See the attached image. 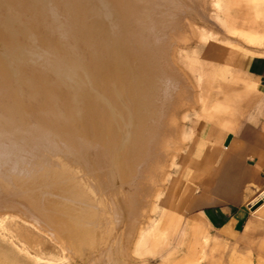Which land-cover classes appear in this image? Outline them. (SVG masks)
<instances>
[{
    "label": "bare ground",
    "instance_id": "bare-ground-1",
    "mask_svg": "<svg viewBox=\"0 0 264 264\" xmlns=\"http://www.w3.org/2000/svg\"><path fill=\"white\" fill-rule=\"evenodd\" d=\"M249 1L251 16L264 22V0ZM144 2L0 0V31L8 37L0 39L2 110H7L10 98L13 107L22 108L24 91L29 98L38 89L55 99L50 108L55 112L76 116L98 112L101 116L104 110L100 113L99 106L107 107L109 126L100 125L101 132L94 126V136L87 129L58 133L47 121L26 122L12 133L0 131V216L19 211L84 263L93 253L104 258L101 264H135L130 247L137 245L135 237L141 235L140 222L150 195L163 183L181 144L173 124L176 108L196 102L193 86L168 59L166 16L156 20L153 12L145 10L151 5L144 6ZM40 27L55 36L45 41L49 44L45 57L36 49L42 40ZM19 31L16 34L25 36L24 40L10 37ZM240 35L249 42L262 38L254 32ZM79 43L85 49L82 69L91 88L73 87L79 84L76 78L70 86L75 94L70 97L61 93L64 88L53 70L60 78L72 80L77 66L71 62ZM47 55L68 59L53 68L50 63L44 67ZM23 61L30 62V71ZM97 93L105 100H95ZM231 99L211 90L202 93L197 150L188 154L175 181L168 200L169 219L177 214L179 198L194 176L210 169L205 150L215 143L207 139L206 127L208 122L216 126L230 123ZM14 135L25 141H6ZM102 135L106 143L101 142Z\"/></svg>",
    "mask_w": 264,
    "mask_h": 264
},
{
    "label": "rangeland",
    "instance_id": "rangeland-1",
    "mask_svg": "<svg viewBox=\"0 0 264 264\" xmlns=\"http://www.w3.org/2000/svg\"><path fill=\"white\" fill-rule=\"evenodd\" d=\"M136 1L142 3V0ZM143 1H145L143 3L144 6L151 5L150 7L147 6L145 10L153 12L156 20L160 21L162 17L166 16V24L168 25L167 28L165 27L166 33H179L176 36L175 34L166 35L167 41L169 40L167 46L170 48L167 55H169L168 59L183 73L182 78H187L191 86H193L196 102L194 104L183 103V105L177 106L176 113L174 111L175 137L181 141V144L177 147L176 155L163 178V183L156 187L158 190L155 188L150 195L147 209L140 222L142 226L141 235L139 236L137 233L135 237L137 245L133 244L130 247V256L135 264H231L230 255L232 251L224 248L211 237L207 241V236L202 235V231L199 230L200 227L193 222V220H196L198 213L195 209L189 208V203L193 197H197L196 195L200 193L196 185L193 186L191 191L186 188L182 192L177 204V214L174 217L169 219L167 210L169 206L168 200L173 194L175 181L179 177L182 167L187 163L188 154L195 153L197 150V130H194L193 126L196 123L197 125L199 124V105L203 93L202 89L213 77L214 73L220 70V66L216 67L214 64L215 60L212 55L221 54L222 47H225L224 45L236 40L234 37L228 36V33L230 34L233 30L230 29L231 31L227 35L225 34L224 31L227 28L221 15L222 13L232 14L233 17L228 20L230 21L237 17L233 13L239 10L245 13L248 6L246 2L241 0ZM53 2L56 3V1ZM56 13L59 16L63 15L60 10H56ZM40 28L42 40H39V45L36 49L40 50V53H44L43 57H45L44 48L49 45H46L45 41L48 43L55 36L43 27ZM169 30H173V33ZM16 33L19 34L20 31L14 32L13 34L16 36L10 35V37L18 36L19 41L25 39V36L17 35ZM44 37L49 40L43 39ZM169 37L171 39L176 37V39L170 40ZM7 38L0 31V39L4 41ZM67 39H71L70 42L72 44H77L76 39L72 37ZM7 41L9 42L10 40ZM75 51L78 54L74 56L76 59L71 63L77 67L73 71L72 80L69 78L65 79V77L60 78L62 75L53 70L54 75L59 76V84L64 88L61 93H66L70 97L75 94H72L74 90L70 86L76 83V78H79V84H75L77 86L73 87H84L86 90L91 88V84L82 69L85 65V49L79 43V47ZM47 57L43 60L45 63L44 67H47L48 63H50L52 68L59 64L58 62H62V59H68V57L64 58L61 55L59 57L47 55ZM24 63L23 65L30 71V62L26 61ZM48 72L50 73V71ZM67 87H70V89ZM65 89L69 91L67 92ZM20 94L22 95L21 91ZM24 94L26 95V91H24ZM25 95L22 96V98H25L22 108L13 107L11 98L6 105V111L0 107V131L12 133L16 129H22L26 122L47 121L58 133H62L65 129V131L69 130L71 132L72 129L84 131L87 129L91 136H94V126L99 132L102 131V129H99L100 125L109 126L105 120V117L108 116V112L105 110L107 107L101 108L99 106L100 113L102 110H104L103 114L106 112L103 119H101L103 114L99 116L98 112L76 116L66 112L59 113L51 110V106L56 103L55 99L51 98L42 89L36 90L29 98L25 97ZM94 97L97 101L100 99L102 101L105 100L103 94L102 98H99L98 93ZM11 108H14V110ZM51 111L54 113H51ZM97 119L99 122H97ZM100 137H102L101 142L106 143L104 135ZM8 139L12 140L13 144L25 141L22 137L15 135L14 138L7 136L6 141ZM209 149L205 150L206 154ZM202 195H205V193L203 192ZM21 216V213L19 211L17 213L16 210L5 212L0 216V264H94L93 260L97 264L104 262L103 257L100 259V254L94 256L93 253H90L85 263L80 257L69 255L68 251L63 250V246L55 241L52 236ZM200 237L202 238L200 243L202 249H200V246L197 248V240ZM255 252L257 256L251 257L252 264H264V250L261 256H259L257 250Z\"/></svg>",
    "mask_w": 264,
    "mask_h": 264
},
{
    "label": "crops",
    "instance_id": "crops-1",
    "mask_svg": "<svg viewBox=\"0 0 264 264\" xmlns=\"http://www.w3.org/2000/svg\"><path fill=\"white\" fill-rule=\"evenodd\" d=\"M241 1L247 6L250 2ZM233 14V20L228 21L233 17L229 13L221 18L225 34L233 30L228 36L236 40L212 55L220 70L202 89L203 94L211 90L229 95L232 109L227 114L232 119L222 126L207 124L206 137L215 143L208 152L209 170L213 169L196 174L189 183V191L194 185L200 191L189 208L197 211L193 222L207 241L211 237L232 251L231 264H252L255 251L261 256L264 250V22L255 20L248 9ZM243 32L262 38L249 42L240 35ZM197 128L196 123L193 129Z\"/></svg>",
    "mask_w": 264,
    "mask_h": 264
}]
</instances>
